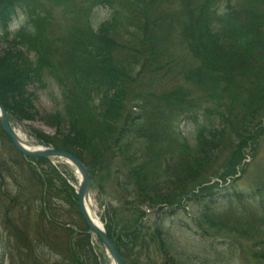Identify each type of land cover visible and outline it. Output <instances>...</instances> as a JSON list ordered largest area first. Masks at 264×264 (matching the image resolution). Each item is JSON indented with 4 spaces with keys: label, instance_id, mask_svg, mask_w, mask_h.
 I'll list each match as a JSON object with an SVG mask.
<instances>
[{
    "label": "trees",
    "instance_id": "16d2710c",
    "mask_svg": "<svg viewBox=\"0 0 264 264\" xmlns=\"http://www.w3.org/2000/svg\"><path fill=\"white\" fill-rule=\"evenodd\" d=\"M165 2L0 0L7 45L0 52V102L20 121L35 119L37 98L30 89L54 82L64 107L44 119L59 126L58 133L63 125L68 132L61 142L39 134V142L73 153L90 173L116 160L129 167L118 186L135 189L129 194L137 210L119 229L106 226L124 258L137 245L164 246L160 232L144 226L139 207H179V192L211 166L227 131L249 145L246 135L264 101V0ZM163 3L160 14L151 6ZM99 6L110 8L111 16L96 28L92 17ZM20 10L29 22L12 33ZM167 80L165 91L152 90ZM180 117L195 130L194 146L173 131ZM0 136L8 138L1 126ZM39 162L48 167L35 171L49 196L42 197L41 212L47 215L56 197L77 210L76 189L48 160ZM85 232L76 244L70 235L74 264H82L81 249L90 244Z\"/></svg>",
    "mask_w": 264,
    "mask_h": 264
},
{
    "label": "rangeland",
    "instance_id": "374dc122",
    "mask_svg": "<svg viewBox=\"0 0 264 264\" xmlns=\"http://www.w3.org/2000/svg\"><path fill=\"white\" fill-rule=\"evenodd\" d=\"M165 1L159 0L167 5ZM164 3L158 4V8L151 6L160 14ZM54 12L59 15V8ZM110 12L107 7L96 8L92 17L94 27L109 20ZM13 19L9 27L12 33L29 22L21 10ZM1 33L0 52L7 48ZM48 82L46 89L38 85L30 89L36 94L38 117L14 123L28 144L39 147L52 145L42 144L37 135L61 142L63 134L68 132L63 125V132L58 133L59 126L49 125L44 119L64 107L57 84ZM168 85L167 80L152 90L163 92ZM258 112L249 128L250 135H246L247 140L251 136L249 145L243 146L247 142L236 138L234 130L227 131L223 148L213 151L211 166L186 182L179 192L176 199L181 200L179 207L177 204L139 207L146 213L144 226L150 234L157 229L164 246L161 250L153 245L134 246L125 254L126 264H264V101ZM171 126L175 133H181L195 145V130L190 121L180 117ZM116 161L90 173L95 183L90 199L96 219L105 228L112 224L119 229L137 210L138 200L129 194L134 188L126 190L118 186L119 178L127 179L129 167L119 162L117 165ZM50 163L66 175L71 186H79L80 178L74 166L64 160ZM45 169L48 167L39 159L23 157L9 138L0 136V264H74L68 249L70 235L76 244L77 234L86 233L87 227L79 210L61 198L51 199L55 204L52 210L48 209L49 205L45 207L48 216L41 212L46 204L42 197L49 196L44 194L35 171L41 173ZM89 242L85 252L81 249L82 264H106V261L114 264L99 241L90 238Z\"/></svg>",
    "mask_w": 264,
    "mask_h": 264
},
{
    "label": "water",
    "instance_id": "95a60500",
    "mask_svg": "<svg viewBox=\"0 0 264 264\" xmlns=\"http://www.w3.org/2000/svg\"><path fill=\"white\" fill-rule=\"evenodd\" d=\"M12 121L21 123L18 119L11 114V112L0 102V126L3 128L5 134L10 138L13 147L25 157L32 158H45L49 161L54 160H65L70 165L77 169L80 176V185L77 188V200L78 209L80 210L81 217L85 221L88 231L93 237H97L103 243L107 252L110 253L113 262L115 264H126L118 251L114 241L108 236L103 225L96 223L88 210V202L90 201L89 196L92 187H95L93 178H91L89 168L73 153H69L65 150H58L56 148H40L39 150L27 148L24 140L20 137L19 133L13 127ZM106 264H109L108 261Z\"/></svg>",
    "mask_w": 264,
    "mask_h": 264
},
{
    "label": "bare ground",
    "instance_id": "6f19581e",
    "mask_svg": "<svg viewBox=\"0 0 264 264\" xmlns=\"http://www.w3.org/2000/svg\"><path fill=\"white\" fill-rule=\"evenodd\" d=\"M20 137H22V136L20 135ZM22 138H23V140L25 142V145H27L26 146L27 148H31V149H35V150H39L40 148H42L41 146L39 147V146H35L33 144H30V143L28 144V141H26V139L24 137H22ZM87 207H88V210H90V213H91L93 219L95 220V222L100 224V221L98 219H96L93 211L90 209V201L88 202Z\"/></svg>",
    "mask_w": 264,
    "mask_h": 264
}]
</instances>
